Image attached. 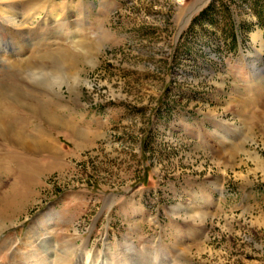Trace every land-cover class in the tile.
Segmentation results:
<instances>
[{"label": "rangeland", "instance_id": "374dc122", "mask_svg": "<svg viewBox=\"0 0 264 264\" xmlns=\"http://www.w3.org/2000/svg\"><path fill=\"white\" fill-rule=\"evenodd\" d=\"M3 2L0 87L67 125L0 95L52 146L0 139V264L49 237L59 264H264V0Z\"/></svg>", "mask_w": 264, "mask_h": 264}, {"label": "bare ground", "instance_id": "6f19581e", "mask_svg": "<svg viewBox=\"0 0 264 264\" xmlns=\"http://www.w3.org/2000/svg\"><path fill=\"white\" fill-rule=\"evenodd\" d=\"M3 1H15V0H0V18L5 20L6 22H9L10 24H12L16 27L17 26L22 27L25 23H23V21L20 19L19 20L15 19L6 9V5L5 6L1 5V2H3ZM54 17L56 18V15ZM8 52H9V48L7 47V45L6 44H4V45L0 44V57L4 58L5 56H7V57L11 56ZM61 56H60V58H61ZM64 57L62 56V58H64ZM64 59H63V61L61 59L62 62L58 61V63H62V65H64V66L66 64H69L67 62H64ZM13 63H15V62H13ZM18 63L20 66L18 68L19 71L22 70V67H29L30 69H33V70H31L32 71L31 73H33V75L39 76V78H38L39 80H43V82L49 81L52 84H60V79H59L58 75L53 73V71H55V69H57L58 63H53L52 61L50 62L49 59L47 60L48 64H43L42 62L34 63V62L29 61L28 59L21 61V62H18ZM49 64H51V65H49ZM38 67H41L44 70L36 71V68H38ZM7 79L10 81L16 82L18 85H24L23 83L26 81L25 77H22L19 74L17 75L14 73H11V75L9 74ZM42 84H44V83H42ZM0 92H1L0 95L3 94V95L10 96L13 98L15 97L16 99L21 98V100H23V101H20V103H19L20 108L19 109H25L26 108L27 110L33 112V114H35V116L41 117L42 119H44L47 123H49L52 126L56 125V127H57V125L58 126L59 125L60 126L67 125L62 119H59L54 113L47 111L42 106V104H40L37 100L27 98L24 95L18 93L15 89L10 88L9 86L0 87ZM14 102H16V100ZM15 107H16V105H14L11 102L6 101L4 104L0 102V139L5 143H7V142L13 143L17 146H21L22 148L32 150L35 152L47 151L49 149H52V146L50 145V143L42 140V139H44L45 135H44L43 130H41L40 128L35 127L33 129L35 135H37L39 137V139L38 138H30L23 133L24 131L22 128L24 125H26V124H24L25 120L21 117L20 114L14 115V111H16ZM17 109H18V107H17ZM29 116L32 117V114ZM12 119H15V121L10 122L9 120H12ZM26 123L30 124L31 121L29 120V122H28V120H26ZM0 145L3 146L2 143H0ZM0 154H2V153H0ZM1 164H2V162L0 161V175L2 176L3 174L7 173V170L4 167V165H1ZM18 188H20V187H18ZM21 193H22L21 191L20 192L16 191V192H2V193H0V219H5L6 215L10 214L8 212L13 210L12 208L15 207L16 204H18L17 200L20 197H22ZM53 249H54V244H53L52 238H50V237L49 238H39L35 242L33 250L26 254L25 264H59L56 262V259L60 263H64V259H60V257L56 256ZM82 253H83L84 258H85L84 262L94 264V262H90V261H92L91 260L92 256H91L90 252H83L82 251ZM95 264H97V263H95Z\"/></svg>", "mask_w": 264, "mask_h": 264}, {"label": "trees", "instance_id": "16d2710c", "mask_svg": "<svg viewBox=\"0 0 264 264\" xmlns=\"http://www.w3.org/2000/svg\"><path fill=\"white\" fill-rule=\"evenodd\" d=\"M213 3H210L206 8H204L201 12L200 15H202L203 13H207L211 7H212Z\"/></svg>", "mask_w": 264, "mask_h": 264}]
</instances>
